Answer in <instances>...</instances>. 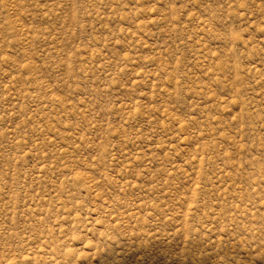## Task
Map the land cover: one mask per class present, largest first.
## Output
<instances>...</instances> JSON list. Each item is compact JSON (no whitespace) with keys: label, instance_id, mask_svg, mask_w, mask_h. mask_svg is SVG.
I'll list each match as a JSON object with an SVG mask.
<instances>
[{"label":"rangeland","instance_id":"374dc122","mask_svg":"<svg viewBox=\"0 0 264 264\" xmlns=\"http://www.w3.org/2000/svg\"><path fill=\"white\" fill-rule=\"evenodd\" d=\"M0 264H264V0H0Z\"/></svg>","mask_w":264,"mask_h":264}]
</instances>
